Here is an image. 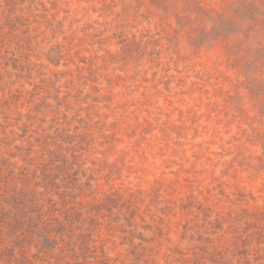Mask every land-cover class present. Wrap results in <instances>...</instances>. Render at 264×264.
Segmentation results:
<instances>
[{
    "label": "rangeland",
    "instance_id": "rangeland-1",
    "mask_svg": "<svg viewBox=\"0 0 264 264\" xmlns=\"http://www.w3.org/2000/svg\"><path fill=\"white\" fill-rule=\"evenodd\" d=\"M0 264H264V0H0Z\"/></svg>",
    "mask_w": 264,
    "mask_h": 264
}]
</instances>
